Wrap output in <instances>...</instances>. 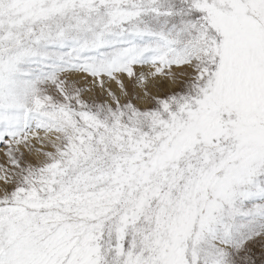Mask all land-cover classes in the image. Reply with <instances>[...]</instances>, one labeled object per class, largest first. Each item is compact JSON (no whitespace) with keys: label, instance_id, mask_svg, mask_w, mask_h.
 <instances>
[{"label":"snow or ice","instance_id":"6c2138e0","mask_svg":"<svg viewBox=\"0 0 264 264\" xmlns=\"http://www.w3.org/2000/svg\"><path fill=\"white\" fill-rule=\"evenodd\" d=\"M0 264H264V0H0Z\"/></svg>","mask_w":264,"mask_h":264}]
</instances>
